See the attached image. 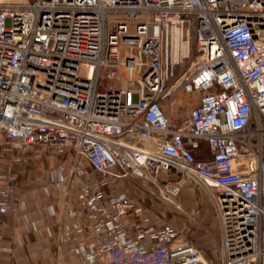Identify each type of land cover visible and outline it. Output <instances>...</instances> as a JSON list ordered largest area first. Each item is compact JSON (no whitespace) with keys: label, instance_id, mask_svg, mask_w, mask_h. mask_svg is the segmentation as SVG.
I'll list each match as a JSON object with an SVG mask.
<instances>
[{"label":"built area","instance_id":"2783aa9c","mask_svg":"<svg viewBox=\"0 0 264 264\" xmlns=\"http://www.w3.org/2000/svg\"><path fill=\"white\" fill-rule=\"evenodd\" d=\"M181 89L198 101L175 122ZM30 152L58 159L77 264H264V0H0V225ZM132 177L178 210L210 191L216 254L108 192Z\"/></svg>","mask_w":264,"mask_h":264},{"label":"crops","instance_id":"0c3cea01","mask_svg":"<svg viewBox=\"0 0 264 264\" xmlns=\"http://www.w3.org/2000/svg\"><path fill=\"white\" fill-rule=\"evenodd\" d=\"M72 156L66 157L67 166ZM8 161L3 160V170ZM58 165L55 156L38 160L34 152L26 154L24 164L19 167V178L13 196L16 209L5 216L6 223L0 225L4 243L10 252L0 253L3 264H77L75 254L67 248L61 250L59 235L65 217L59 211L62 191L50 181V171ZM48 191V192H47ZM191 187L182 189L180 201H193ZM1 217V215H0ZM210 217L206 214V220ZM216 232V231H215ZM195 234L204 249L216 254L219 247V232L208 236Z\"/></svg>","mask_w":264,"mask_h":264},{"label":"rangeland","instance_id":"374dc122","mask_svg":"<svg viewBox=\"0 0 264 264\" xmlns=\"http://www.w3.org/2000/svg\"><path fill=\"white\" fill-rule=\"evenodd\" d=\"M197 57V52L191 53L190 58H188L185 64L176 72L175 78L172 82L181 77L183 71L189 67L191 63L196 61ZM197 101L196 93L187 94L181 89L175 95L174 104L170 110H168L172 120L180 122L181 116L187 114ZM188 187H191V197H193V201H187L185 203L182 201V210L175 209L167 204L159 197L158 193H156L153 184H149L137 177L121 179L117 184L108 188V192L115 189L118 191L129 192L133 197L146 204L151 209L165 216L166 219L181 230L186 239L194 241L199 246L203 247L197 241L195 234L200 236H205L204 234L208 236H211L212 234L215 235V233L219 232V221L211 199L210 191L190 185L184 186L183 190ZM208 212L210 217L207 221L206 214ZM206 252L209 255H214L208 249Z\"/></svg>","mask_w":264,"mask_h":264},{"label":"trees","instance_id":"16d2710c","mask_svg":"<svg viewBox=\"0 0 264 264\" xmlns=\"http://www.w3.org/2000/svg\"><path fill=\"white\" fill-rule=\"evenodd\" d=\"M198 155H199V156L203 155V154H202V150H201L200 152H198Z\"/></svg>","mask_w":264,"mask_h":264}]
</instances>
